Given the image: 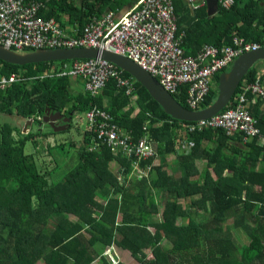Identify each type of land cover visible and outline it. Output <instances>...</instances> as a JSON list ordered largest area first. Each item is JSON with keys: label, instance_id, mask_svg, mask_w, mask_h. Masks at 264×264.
<instances>
[{"label": "trees", "instance_id": "1", "mask_svg": "<svg viewBox=\"0 0 264 264\" xmlns=\"http://www.w3.org/2000/svg\"><path fill=\"white\" fill-rule=\"evenodd\" d=\"M109 3L81 0L78 7L73 0H48L39 15L58 18L64 12L81 27ZM172 3L177 34L185 33V54L204 43L229 44L235 35L256 41L264 34V0L219 3L213 15L206 5L190 10L184 0ZM69 61L0 60V77L14 72L26 77L0 88V114L38 123L35 131L32 122L24 132L23 126L0 121V264H109L104 253L112 244L138 264H264V143L222 128L183 133L190 121L166 114L133 77V101L113 78L92 95L74 90L71 81H82L80 76L33 77L50 64ZM261 62L242 80L254 81ZM218 76L202 107L215 98ZM185 94L182 86L173 96L188 107ZM94 106L108 111L133 139L147 133L152 140L157 154L140 162L148 167L140 178L129 177L131 161L121 150L113 152L102 141L90 148L95 134L85 126L79 144L72 141L75 163L60 175L62 159L54 156L48 168L43 153L57 144L41 143L56 132L48 124L49 130L41 129L43 115L60 111L71 119ZM250 109L264 133L261 101ZM178 140L190 142V152H180ZM28 141L35 148L30 153L24 151ZM198 160L205 161L204 168L197 167Z\"/></svg>", "mask_w": 264, "mask_h": 264}, {"label": "built area", "instance_id": "2", "mask_svg": "<svg viewBox=\"0 0 264 264\" xmlns=\"http://www.w3.org/2000/svg\"><path fill=\"white\" fill-rule=\"evenodd\" d=\"M185 1L190 8L196 9L206 0ZM219 1L225 7L232 4V0ZM182 37L183 33L177 34L172 0H136L122 15L108 11L100 17L93 16L83 26L73 27L70 33L55 18L38 15V4L34 1L0 0V45L4 48L23 52L44 48L91 47L120 54L149 72L172 95L179 94L181 87L186 86L184 100L187 108L192 110L205 107L202 104L215 85L216 74L227 70L240 54L264 48V34L256 41H247L235 35L230 44L207 43L194 55H188L181 45ZM259 68L264 74V66L260 64ZM122 71L110 61L94 57L50 64L44 72L33 77L80 76L84 89L92 95L101 92L107 81L113 78L118 86L125 88L126 94L135 98L134 80L124 77ZM260 73L254 81L240 82L226 109L208 118L186 123L182 132L222 128L227 134L239 132L244 141L256 137L263 144L264 133L250 109L257 100L264 108V79H261ZM24 79L26 77L19 72L10 73L0 77V88ZM112 120L108 111L97 106L85 112V129L95 134V145L90 148H95L102 141L113 152L121 150L131 161L129 177L140 178L148 169L146 166L141 168L140 162L157 154L154 144L147 133L137 140L133 139L129 132ZM177 142L180 152H190V142Z\"/></svg>", "mask_w": 264, "mask_h": 264}, {"label": "water", "instance_id": "3", "mask_svg": "<svg viewBox=\"0 0 264 264\" xmlns=\"http://www.w3.org/2000/svg\"><path fill=\"white\" fill-rule=\"evenodd\" d=\"M206 1L208 12L213 14L217 7V0ZM94 57L106 59L121 70L127 72L147 90L149 95L162 107L164 112L172 118L181 121H197L218 113L230 103L236 88L248 73L249 69L255 63L264 61V48L244 52L236 57L231 66L219 74L217 93L212 102L202 109L192 110L181 105L172 94L164 89L154 76L126 56L91 47L44 48L18 52L0 45V60L15 65ZM59 119H62L65 124L56 126L55 122ZM27 121V123H24V128L32 123V120ZM69 121L70 117L64 116L60 111L50 112L47 110L42 117V122L48 124L54 131L66 128Z\"/></svg>", "mask_w": 264, "mask_h": 264}, {"label": "rangeland", "instance_id": "4", "mask_svg": "<svg viewBox=\"0 0 264 264\" xmlns=\"http://www.w3.org/2000/svg\"><path fill=\"white\" fill-rule=\"evenodd\" d=\"M231 66V65H230ZM71 85L73 86L74 90L77 91H83L84 90V84L82 81H71ZM134 100V97H132V101ZM73 118L70 119L69 126L65 130H60L50 136L49 138L42 141V146H46L48 143L50 145H54V143L57 144L56 147L52 148L51 151L45 150L44 155L46 159V163L48 165V168H52L54 165V156L59 157L62 159L61 165L59 167V174L62 175L68 168H70L76 160L75 157L73 159V156L75 155L76 148L72 144V141L75 142V145H78L81 140V134L83 132L84 126H85V112H74L72 115ZM13 119H17L15 115L13 116H4V114H0V121H8L10 123H16L17 126H23V124L28 122L25 120L20 119L19 121H14ZM32 120V119H31ZM22 121V122H21ZM32 122H34L32 120ZM61 124H64L62 120L56 121L55 125L60 126ZM37 122H34L31 125V129L35 131L37 129ZM42 125V124H40ZM30 127V126H29ZM23 131L26 132L29 130L28 126L26 128L22 127ZM42 130H49V126L46 123H43ZM22 131V132H23ZM50 140V141H48ZM48 141V143H47ZM62 142V147L58 146ZM64 142V143H63ZM47 143V144H46ZM35 150L33 144L31 142H27L24 148V151L26 153L33 152ZM66 150L67 152H64ZM174 155H170L167 157V160H169L170 163L174 160ZM113 166V165H112ZM114 167V166H113ZM61 177V176H60ZM231 219V218H230ZM244 239V238H243ZM245 240V239H244ZM121 248L118 247L115 244H112L111 247L104 253L105 258L109 262V264H118V262H123L124 264H138L137 260L130 254L128 251L124 250L119 252ZM149 251L145 250V253L147 254ZM40 263V262H39ZM44 264V263H40ZM92 264H98V261H94Z\"/></svg>", "mask_w": 264, "mask_h": 264}, {"label": "crops", "instance_id": "5", "mask_svg": "<svg viewBox=\"0 0 264 264\" xmlns=\"http://www.w3.org/2000/svg\"><path fill=\"white\" fill-rule=\"evenodd\" d=\"M28 1H34V2H36L37 4H38V15H39V11H40V9L43 7L44 8V4H46V2L48 1V0H28ZM136 0H111V3H109V4H107V5H104V7L102 8V10H101V12H96V14H93V15H90L89 16V18H88V20L91 18V17H100V16H102L103 14H105L106 12H108V11H114L115 12V14L117 15V16H120V15H122L128 8H129V6L131 5V4H133L134 2H135ZM73 2L79 7L80 5H81V0H73ZM184 2L186 3V1L184 0ZM232 2H233V0H232ZM220 3V1L219 0H217V7H216V10H215V12L213 13V14H215L216 12H217V9H218V4ZM110 4H114L113 6L114 7H111V5ZM221 4V3H220ZM186 5L188 6V4L186 3ZM204 5H206V9H207V13H208V15H213V14H210L209 12H208V7H207V1H205V4H203L202 6H204ZM222 5V4H221ZM201 7V6H200ZM223 7H225V6H223ZM188 8L190 9V10H196V9H192V8H190L189 6H188ZM199 8V7H198ZM175 11V10H174ZM40 16H42V17H44L43 15H40ZM45 18H50V17H45ZM53 18H55L62 26H63V28H65V30H66V32L67 33H70L71 31H72V28L74 27V26H78L77 24H74L73 22H71L70 21V16L67 14V13H64V12H62V13H60L59 14V17L58 18H56L55 16L53 17ZM177 19V18H176ZM87 20V21H88ZM178 29V28H177ZM179 33H183V37H184V35H185V33H184V31H181V32H179ZM263 36V35H262ZM182 37V38H183ZM261 39V38H260ZM259 39V40H260ZM246 40V39H245ZM247 41H251V40H247ZM204 44H207V43H204ZM204 44H202V46L204 45ZM211 44V43H210ZM230 44V43H229ZM223 45H225V44H223ZM201 46V47H202ZM200 47V48H201ZM199 48V49H200ZM198 49V50H199ZM197 50V51H198ZM196 51V52H197ZM195 52V53H196ZM194 53V54H195ZM194 54H188V55H194ZM262 65V66H264V62L262 61L261 63H259L258 64V67H259V65ZM263 68V67H262ZM262 68H259V72H258V74L261 72V70H262ZM263 72V71H262ZM261 74V76L262 75H264V74H262V73H260ZM135 112H136V110H135ZM14 121H19L20 122V119L19 118H17V119H13ZM22 120V119H21ZM22 122V121H21ZM24 122V121H23ZM64 124H65V122H63ZM14 124H16V123H14ZM23 127H24V124H23ZM68 127V125L66 126V128ZM66 128H64V129H62V130H65ZM58 131H60V130H58ZM58 131H55V132H58ZM48 141H50V140H48ZM114 164V163H113ZM112 164V165H113ZM196 164H197V167L199 168V169H201V168H204V165H205V161H203V160H198V161H196ZM113 166H115V164L113 165ZM116 168V167H115ZM213 174V173H212ZM212 176H214V175H212ZM121 251H124L123 249H120L119 250V252H121ZM129 253V252H128ZM123 263V262H122Z\"/></svg>", "mask_w": 264, "mask_h": 264}, {"label": "flooded vegetation", "instance_id": "6", "mask_svg": "<svg viewBox=\"0 0 264 264\" xmlns=\"http://www.w3.org/2000/svg\"><path fill=\"white\" fill-rule=\"evenodd\" d=\"M65 116V115H64ZM60 120H62V119H59L58 121H60ZM68 126H69V123H68Z\"/></svg>", "mask_w": 264, "mask_h": 264}]
</instances>
